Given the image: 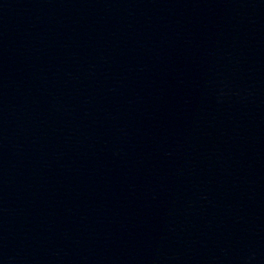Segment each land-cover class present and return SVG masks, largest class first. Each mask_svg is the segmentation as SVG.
<instances>
[{
	"label": "water",
	"instance_id": "1",
	"mask_svg": "<svg viewBox=\"0 0 264 264\" xmlns=\"http://www.w3.org/2000/svg\"><path fill=\"white\" fill-rule=\"evenodd\" d=\"M0 103V264H264V225Z\"/></svg>",
	"mask_w": 264,
	"mask_h": 264
}]
</instances>
